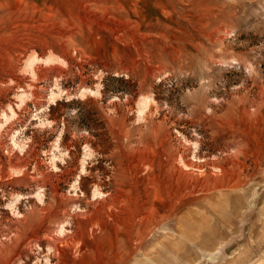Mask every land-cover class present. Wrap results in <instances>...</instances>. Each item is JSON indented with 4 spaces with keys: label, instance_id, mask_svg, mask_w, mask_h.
I'll use <instances>...</instances> for the list:
<instances>
[{
    "label": "rangeland",
    "instance_id": "374dc122",
    "mask_svg": "<svg viewBox=\"0 0 264 264\" xmlns=\"http://www.w3.org/2000/svg\"><path fill=\"white\" fill-rule=\"evenodd\" d=\"M49 55L61 64L45 65ZM54 81L65 94L48 104ZM9 108L0 264H264V195L245 227L248 199L226 206L212 187L176 197L168 172L212 182L225 164L233 179L255 175L252 194L264 191V0H0V124ZM143 220L159 223L138 249ZM216 233L223 240L207 246ZM224 240L235 246L218 253Z\"/></svg>",
    "mask_w": 264,
    "mask_h": 264
},
{
    "label": "bare ground",
    "instance_id": "6f19581e",
    "mask_svg": "<svg viewBox=\"0 0 264 264\" xmlns=\"http://www.w3.org/2000/svg\"><path fill=\"white\" fill-rule=\"evenodd\" d=\"M86 9H88L87 8V6L85 7ZM86 21V20H85ZM35 27V26H34ZM104 28V27H103ZM30 50V47L29 46H25L24 47V52L23 53H27L28 51ZM62 60V59H61ZM43 61V63L45 64V65H48V64H56V63H58V64H61V62H60V59H57L55 56H53V55H49L46 59H44V60H42ZM41 62V59H39L38 57H36L35 55L30 59V61H29V65H28V67H29V70H31V71H33V72H37V70H36V67H37V65H38V63H40ZM63 62V61H62ZM32 75V74H31ZM54 89L55 90H52V92H51V94L49 95V103L48 104H53L56 100H57V98L58 97H61L62 95H64L65 94V91H63V90H61V88H60V86H59V84H58V82L57 81H54ZM98 92H99V90L97 89V90H95V91H91V90H87V89H81L80 90V93H79V95L80 96H84V95H86V94H88V93H91V94H98ZM29 94H23L22 96H20V98H19V102H18V107H21L24 103H25V101H26V99L27 98H29ZM143 102H145V101H143ZM142 103V102H141ZM148 103V102H147ZM144 105V104H143ZM148 105V104H147ZM144 106H146V105H144ZM143 107V106H142ZM141 107V109L143 110V108ZM141 112V111H140ZM16 110L14 109V108H9V112H7L6 114H4L3 115V117H2V123L0 124L1 126H0V130H1V128H3L5 125H8L13 119H14V117L16 116ZM140 115V114H139ZM220 120V119H219ZM224 120V119H223ZM0 134H1V132H0ZM15 136V135H14ZM14 136L12 137V139H11V146H12V148L13 149H16V150H18L20 153L21 152H23V148L22 147H20L16 142H15V140H14ZM57 143V142H56ZM0 145H2V142L0 141ZM262 145V144H261ZM258 154H257V156L259 157V164H258V167L262 170V171H264V162H261L262 160H263V158H264V148L263 147H261V148H258ZM255 154V153H254ZM89 155V153L87 152V156ZM184 156V155H183ZM228 158H229V156H228ZM232 158V157H231ZM227 159V158H226ZM258 159V158H257ZM231 160H233V159H231ZM141 161H142V159H141ZM248 161V160H247ZM178 162H183L184 164H185V166L187 167V166H189V167H198L196 164H194V163H192V162H186V161H184V160H179L178 159ZM227 164H228V160L227 161H225ZM236 163V162H235ZM212 166H214V169H215V167H216V161L215 162H212V163H210ZM257 164V163H256ZM209 165V164H208ZM235 165V164H234ZM145 166V165H144ZM200 166V165H199ZM237 166V165H236ZM235 166V167H236ZM177 167V166H176ZM179 167V166H178ZM231 167V166H230ZM229 167L228 166H225V164H224V166L222 165L221 167H220V169L222 170L223 169V174H220V176H216V179L214 180V181H210V180H207V181H205V178H204V181H203V183L205 182V184L207 183V185H203V183H201L202 181H200L199 179H194V175L192 176L191 175V173L190 172H185V173H179V169L177 170V169H175V171H174V169L172 168L171 170H169L168 172H172V173H174V176H173V187H171V188H173V191H174V193H175V195L174 196H176V197H184V196H186L188 193V196L187 197H191V196H195L194 194H196V193H202L203 191H205V189H207L208 191H211L212 189V191L213 192H218V193H222L221 194V197L222 198H224L225 199V205L227 206V204H226V201L228 202V203H230V201L232 200V199H234V200H236L235 201V204L237 205V206H240V201L241 200H243V199H248V202H247V205H246V210L248 209L249 211L247 212V215H246V217H247V219H245L244 220V223H245V227H246V225H249V223L251 222V215H250V213L255 209L254 208V205L255 204H257V202L258 201H260L261 199H262V197H263V195H264V191H262V192H257L256 191V193H251V191L254 189V187L255 186H257L255 183H254V177H255V175H250L249 177H246L245 178V181H244V179H242L240 176H237L236 175V178L235 179H233L234 177H235V173L233 174V173H230V170L228 169ZM217 169V168H216ZM232 169V168H231ZM232 171V170H231ZM233 172V171H232ZM9 175L10 176H19V175H22V174H24V168H12V169H10V171H9ZM199 175V174H198ZM205 175V174H204ZM264 175V174H263ZM197 176V175H196ZM175 177H176V179H175ZM208 177V176H207ZM213 177V176H212ZM215 177V176H214ZM233 177V178H232ZM199 178V177H198ZM200 179H201V177H200ZM242 182H245V185H243V187H246V186H248L247 188H249V192H244V193H239V194H235L234 192H236V191H238V189H239V187H240V183H242ZM260 186H261V184H260ZM211 187H212V189H211ZM262 187H263V185H262ZM206 190V191H207ZM244 190V189H243ZM211 191V192H212ZM254 191V190H253ZM212 192V193H213ZM204 194V193H203ZM251 194V195H250ZM208 195V194H207ZM94 197H102V194L99 192V190H96L95 192H94ZM142 198V197H141ZM145 198V197H144ZM216 198V197H215ZM238 198V199H237ZM38 199H39V201H41L42 200V196H39L38 197ZM131 199V198H130ZM135 200V199H134ZM177 200V199H176ZM16 201H18V199H16L12 204H10V206H11V208H13L14 207V205H15V203H16ZM239 201V202H238ZM220 203V202H219ZM143 205V204H142ZM132 206V205H131ZM173 206V205H172ZM237 206H235V208H238ZM126 207V206H125ZM176 207V206H175ZM133 208V207H132ZM213 209V211H215V213H218V214H220L221 216H222V218H223V223L224 224H226V226L229 228V230H230V232H233V229H232V227H231V225H230V223H229V221H228V218H227V215H226V209H224V208H222L221 206H216L215 208H212ZM143 210H144V207L143 206H138V205H136V206H134V208L132 209V210H127L129 213H130V215H131V217L133 218V217H135L136 215H139V214H142L143 213ZM245 210V211H246ZM256 210H257V208H256ZM127 212V213H128ZM144 212H146V211H144ZM263 212V216H264V211H262ZM145 214V213H144ZM143 214V215H144ZM152 213H150V215H151ZM242 214H243V212H242ZM260 213L258 212V215H259ZM237 216H242L241 215V213H238L237 214ZM142 217V216H141ZM164 218V217H163ZM162 218V221L165 219H163ZM231 218H232V216H231ZM241 218V217H240ZM160 220V219H159ZM262 220L264 221V219L262 218ZM147 221V224H146V226L143 228V229H139L138 230V238L140 239V240H138L137 242V248L138 249H141L142 248V246H143V241L144 240H146V236L148 235V233H149V229H150V227H152V226H154L155 224H157V223H159L158 222V220H156V222L154 221V222H152L151 220L149 221V220H143L142 222H146ZM161 221V220H160ZM123 222V221H122ZM241 222V221H240ZM138 224H142L141 222H138ZM252 224V223H251ZM264 224V223H263ZM136 226H137V224H136ZM242 226V225H241ZM218 227V226H217ZM216 227V228H217ZM63 229H64V227H60V229H59V233H58V235L57 236H54L53 238H52V240H51V242H50V245L51 246H49V251L50 252H53V255H54V257L55 258H60V255H61V251H62V248L63 247H61V244L66 240V238H64V237H62V234H63ZM220 229V228H219ZM219 229H218V232H219ZM251 229L253 230L254 229V227H251ZM223 230V229H222ZM212 231H214V230H212ZM161 232V231H160ZM201 233H203L202 235H206L207 233H204V232H201ZM240 235V234H239ZM207 236V235H206ZM219 236V238H221V240H223L222 238V235H220V233H216V234H213V235H210V234H208V237H207V240H208V243H206L205 242V244L207 245V246H213V245H215V238L216 237H218ZM262 237H264V236H262ZM72 238V237H71ZM196 240H197V238H196ZM220 240V239H219ZM260 240V239H259ZM71 241V240H70ZM66 242V241H65ZM204 243L202 244V246L203 247H205L206 245H205ZM223 246V249H222V252L223 253H228L234 246H235V244H232V245H230L229 244V241H227V240H224V243H222L220 246H219V248L217 249L218 250V253H220L219 252V249L221 248ZM69 247V246H68ZM215 247H218V246H215ZM65 248V247H64ZM64 248H63V250H64ZM129 254V256L130 255H132V253H128ZM217 254V253H216ZM239 256H244V255H239ZM122 258V257H121ZM120 258V259H121ZM124 258V257H123ZM239 259H240V257H239ZM121 262V261H120ZM10 264H15V262H12V263H10ZM44 264H52L51 262H50V260H47Z\"/></svg>",
    "mask_w": 264,
    "mask_h": 264
}]
</instances>
